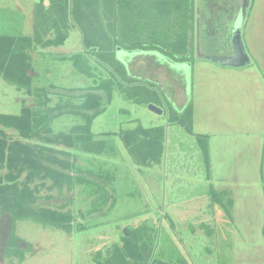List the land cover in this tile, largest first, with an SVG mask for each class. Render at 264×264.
I'll return each mask as SVG.
<instances>
[{
	"label": "rangeland",
	"instance_id": "obj_1",
	"mask_svg": "<svg viewBox=\"0 0 264 264\" xmlns=\"http://www.w3.org/2000/svg\"><path fill=\"white\" fill-rule=\"evenodd\" d=\"M51 1L0 0V33L54 38L52 19L46 12ZM68 29L63 45L44 47L34 43L29 50L33 57V95L0 76V113L19 114L23 100L41 111L45 96L37 89L49 91L51 107L62 101L78 104L81 99H62L56 92L96 88L103 80L111 79V68L84 51L81 32L71 19ZM149 53L158 58L143 55ZM118 54L126 62L132 80L119 76L117 82L121 84L116 83L109 102L108 92L101 90L105 107L90 111L93 116L89 119V114L83 117L64 113L53 120L51 131L46 133L49 137L71 133L78 140L75 148L51 144L72 153L69 157L59 155L75 162L76 185L61 192L52 186V180H43L39 204L72 211L75 227L86 229L67 233L30 220L14 224L5 214L0 218V264H118L123 256L126 264H149L152 257L158 260L156 264H264V192L257 179L261 168L257 164L256 139L246 137L243 126L221 133L213 126L214 113L222 108L214 105L217 102L210 91L198 83L197 77L194 79L191 63L171 64L160 51H144L134 58L126 50ZM215 86L210 81L213 95L218 96ZM193 98L197 109L195 129L212 135L213 146L222 143L223 138L231 141L230 148L214 149L210 174L196 137L168 122L172 110L183 109ZM150 103L163 113L151 111ZM140 125L165 126L161 162L136 164L121 138L112 134ZM251 139V160L237 163L234 174L229 170L232 162L228 169L227 163H221L222 158L231 161L229 155L234 152L233 157L241 160L244 143ZM31 142L40 143L37 139ZM231 186L234 206L229 218L228 192L223 191V195L218 188ZM212 191L221 196L213 198ZM14 225L20 237L19 248L25 254L22 262L7 255ZM132 235L134 239L129 240ZM130 241H136L139 247L148 245L143 249V260L138 262L129 254Z\"/></svg>",
	"mask_w": 264,
	"mask_h": 264
},
{
	"label": "trees",
	"instance_id": "obj_2",
	"mask_svg": "<svg viewBox=\"0 0 264 264\" xmlns=\"http://www.w3.org/2000/svg\"><path fill=\"white\" fill-rule=\"evenodd\" d=\"M46 12L52 19L56 33L54 38L0 33L1 77L26 94L33 95V57L29 50L34 43L44 47L63 45L69 36V19L81 32L84 51L106 63L112 70V76L100 82L96 88L56 92L62 99H81L78 104L62 101L58 106L51 107L49 91L37 89L39 94L42 92L45 96V108L41 111L26 105L23 100L19 114L0 113V218L9 214L14 224L30 220L43 227L72 233L86 228L75 227L72 211L40 205L39 193L46 179L52 180V186L58 187L61 192L65 187L67 190L75 187L73 171L76 164L59 155L61 153L69 157L72 153L56 149L51 144L75 148L78 140L71 133H59L55 137L46 136V133L51 131L53 120L64 113L83 117L89 114V119L93 116L90 111L105 107L103 100L106 99L101 90L108 92V101L116 83H119V76H124L123 80H132L127 64L119 58L118 51H128L131 58L144 51H160L171 64L193 63L195 58L189 52V47L195 30L194 3L193 0H52ZM150 97L154 98L152 94ZM193 116L194 105L190 101L183 109L172 110L168 122L182 126L196 137L210 174L209 135L194 131ZM10 131L15 132L17 137ZM165 133L163 125H140L112 132L121 138L134 162L141 166L161 162L165 150ZM33 139L40 143L31 142ZM212 193L213 198L220 196L214 191ZM134 235L129 240H133ZM19 241L14 225L7 255L16 256L22 262L25 254L19 248ZM130 243L129 254L136 257L138 262L139 259L143 260L142 252L148 245L139 247L136 241ZM150 254L152 257L153 249ZM122 258L125 261V256ZM123 260H119L118 264H126ZM157 262L152 257L149 264Z\"/></svg>",
	"mask_w": 264,
	"mask_h": 264
},
{
	"label": "crops",
	"instance_id": "obj_3",
	"mask_svg": "<svg viewBox=\"0 0 264 264\" xmlns=\"http://www.w3.org/2000/svg\"><path fill=\"white\" fill-rule=\"evenodd\" d=\"M193 3L195 32L191 37L192 44H190L189 52H192L195 58L191 63L194 79L197 77L198 83L200 82L210 91L213 100L215 99L217 102L214 105L217 107L219 104L222 108L220 112H215V116L212 118L213 126L220 129L219 133L221 130L243 126L247 133L246 137L256 139L257 164L261 168L258 170L262 175L257 179L264 192V0H193ZM246 3H248V9L246 17L243 18L242 6ZM237 29H241V38L245 52L250 59L249 62L245 66L235 67L213 60L212 56L225 58L234 55V33ZM193 45H195V49ZM143 55L152 60L158 58L150 53ZM210 81L216 84L218 96L213 95L212 89L209 87ZM192 103L194 105V131L208 134L195 129L197 109L194 98ZM208 135L211 173L214 149L215 151L222 150L224 146L230 148L231 141L223 138L222 143L215 142L213 146V136ZM253 145V139L246 140L244 158L236 160L237 158L233 157L234 152H231L229 155L231 161L222 158L224 162L221 163H227L229 169L232 162L229 170L236 174L237 163L247 164L251 160ZM232 187L218 188L223 195L226 190L228 192L229 218H231L230 213L234 206L232 192H230ZM221 201L219 199L217 202Z\"/></svg>",
	"mask_w": 264,
	"mask_h": 264
},
{
	"label": "water",
	"instance_id": "obj_4",
	"mask_svg": "<svg viewBox=\"0 0 264 264\" xmlns=\"http://www.w3.org/2000/svg\"><path fill=\"white\" fill-rule=\"evenodd\" d=\"M247 9H248V3L242 6L243 18L246 17ZM234 46H235V53L233 56L225 57V58L212 56L211 58L213 60L220 62L223 65H231L235 67L245 66L249 62L250 59L247 53L245 52V49L243 46V42L241 38V29H237L234 33ZM149 109L158 114L163 113V109H161L159 106H157L154 103L149 104Z\"/></svg>",
	"mask_w": 264,
	"mask_h": 264
}]
</instances>
